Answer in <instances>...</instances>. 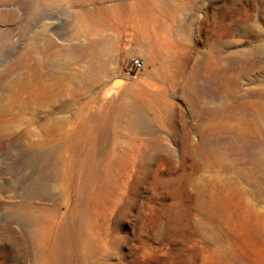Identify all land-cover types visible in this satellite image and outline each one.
<instances>
[{
    "label": "rangeland",
    "instance_id": "374dc122",
    "mask_svg": "<svg viewBox=\"0 0 264 264\" xmlns=\"http://www.w3.org/2000/svg\"><path fill=\"white\" fill-rule=\"evenodd\" d=\"M121 1L0 0V264H43L25 232L35 224L16 216L28 210L53 223L52 264H83L76 179H51L52 166L82 105L101 119L123 96L147 129L89 128L104 173L86 264H264V0H159L174 8L157 13L163 40L142 46L130 29L107 48L101 84L76 94L67 81L28 101L9 88L32 37L53 39L37 54L50 71H90L77 10ZM6 11L15 16L4 20ZM134 57L145 66L130 76ZM42 178L50 193L39 191Z\"/></svg>",
    "mask_w": 264,
    "mask_h": 264
},
{
    "label": "bare ground",
    "instance_id": "6f19581e",
    "mask_svg": "<svg viewBox=\"0 0 264 264\" xmlns=\"http://www.w3.org/2000/svg\"><path fill=\"white\" fill-rule=\"evenodd\" d=\"M33 1L36 5L47 4L55 0ZM96 1L103 2L107 0H67L68 5L74 3L92 4ZM173 9L169 2H160L159 0H122L121 3L98 6L95 9L80 7L77 10L82 18L79 33L86 35V37L81 47L78 48V54L90 61V71L85 69L84 66H79L78 69L69 73L50 71L49 67L46 66V59L38 58L37 54L40 50L49 51L54 43L53 39L46 35L37 38L32 37L17 62V64L23 63V66L18 69V75L9 85V88L13 90L16 98H23L24 101H28L29 95L32 97L33 95L52 94L57 86L63 85L67 81L75 85L74 93L76 94H80V89L85 87L97 86L107 78V66L104 62H101L107 48L120 45L130 29L133 30L131 41L153 48L163 40L164 36L161 32L165 31L166 33L168 27L167 21L157 13L160 12L164 15ZM14 16L15 13L12 11L2 13L4 20ZM39 18L45 19L46 15ZM19 35L18 33L17 36ZM39 38L46 40L44 46L39 43ZM111 92L112 90L107 94H111ZM114 92L115 90L112 93ZM24 94L26 95L24 96ZM90 106V103L81 106L83 109V114L80 115L81 124L75 131L70 143L58 155L57 162L52 166V176H50L51 179H61L63 181L64 179L70 180L71 177L76 179L74 203L80 213L78 242L79 250L83 256V264L87 263L85 253L90 249L95 239L96 232L91 217L96 208L97 187L101 185L104 173L100 158H97L96 155L95 140L90 139L91 131L89 128L95 122L100 121L101 125L107 122L111 126L117 127L121 124L123 128L137 132H143L147 129L144 117L136 108L128 104L125 96L121 98L116 106L105 108L104 114L106 115L101 119H97L96 113L90 112ZM67 154L69 155L66 156ZM39 181L41 182L39 191L50 193L51 189L48 181L43 180V178ZM16 216L28 218L29 223L35 224L34 227L25 231L32 246L33 254L43 264H52L59 249V245L55 243L56 239H49L54 230L53 223L48 221L45 226H42V221L39 220L37 215L31 214L29 210L27 213L18 211Z\"/></svg>",
    "mask_w": 264,
    "mask_h": 264
},
{
    "label": "built area",
    "instance_id": "2783aa9c",
    "mask_svg": "<svg viewBox=\"0 0 264 264\" xmlns=\"http://www.w3.org/2000/svg\"><path fill=\"white\" fill-rule=\"evenodd\" d=\"M145 66V61L142 57H134L127 65L126 72L130 76H135Z\"/></svg>",
    "mask_w": 264,
    "mask_h": 264
}]
</instances>
